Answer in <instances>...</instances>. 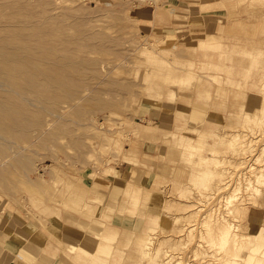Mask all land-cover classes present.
Wrapping results in <instances>:
<instances>
[{"label": "rangeland", "instance_id": "obj_1", "mask_svg": "<svg viewBox=\"0 0 264 264\" xmlns=\"http://www.w3.org/2000/svg\"><path fill=\"white\" fill-rule=\"evenodd\" d=\"M186 1L0 0V211L19 227L34 222L56 234L59 225L52 223L62 210L81 213L80 197L90 191L81 179L91 182L97 171L110 176V166L127 159L130 147L140 153L152 117L173 119L175 105L184 103L206 111L199 129L207 134L191 125L171 142L173 150L192 155L181 177L150 173L148 182L134 181L135 197L123 192L113 221L122 229L100 233L115 230L116 240H97L95 254L80 259L65 245L71 264L96 258L101 264H160L170 254L169 264H222L236 252L243 264L250 235L263 223L264 186L262 193L244 187L255 177L252 165L264 170V0H223L239 23L227 20L231 27L222 33L213 22L205 28ZM231 110L253 114L257 125L236 121ZM225 129L231 132L224 135ZM233 134H239L234 146ZM145 148L156 152L154 144ZM142 194L143 201H132ZM229 194L238 198L231 206ZM240 203L249 217L259 212L257 223L240 218ZM159 213L160 227L140 246L149 215ZM225 219L246 236L238 250ZM254 254L264 261L262 249Z\"/></svg>", "mask_w": 264, "mask_h": 264}, {"label": "crops", "instance_id": "obj_2", "mask_svg": "<svg viewBox=\"0 0 264 264\" xmlns=\"http://www.w3.org/2000/svg\"><path fill=\"white\" fill-rule=\"evenodd\" d=\"M186 2H188V6L192 7L191 13L203 21L205 28L213 22V28L215 30L220 28V33H222L223 30L231 27L225 25L227 20L230 22L228 24H233V26L239 23L233 17V14L231 15V5L227 4V1L187 0ZM225 32L224 34H226ZM229 34L231 36L235 35L232 32ZM184 104L175 105L176 115L173 119H169L164 114L161 118L158 116L152 117L155 120L152 121L153 127H148L147 131L144 130L146 139L143 141V150L139 153L133 152L131 147L129 150L126 149L123 156L127 159H123L120 163H113L109 170L110 176L104 175L103 171H97L91 177V182L85 177L81 179L83 186H87L90 190L85 193L84 197H80L83 200L80 205L81 213L62 210L54 219L56 224L52 223L53 226L59 225V227H54L56 234H53L50 230H41L40 226H37L38 224L34 222L19 227V224L14 223L13 217H8L6 213L0 211V264H71V261L63 254L66 248L65 245H68L70 256L80 259L87 254H95L96 247L94 243L97 240L105 238L115 241L117 238L115 230L103 236L100 233L110 226V229H122L118 226L115 227L113 221L124 204L123 192L129 196V200L133 199L139 189L134 181L145 179L148 182L151 174L161 177H181L186 167L189 166L190 162L188 161H190L192 155L184 152L178 153L173 150L171 142L174 136H180V133L186 131L187 127L191 125H198L194 129L199 132V135L201 133V135L207 134L205 130L208 129H199L200 124L205 121L206 111L200 112L202 107L196 103L189 107ZM235 112L231 110L233 118L236 121H242L244 113ZM181 115H183V118H180L181 123H179L178 117H181ZM234 126L232 124L230 127ZM217 131L215 133L221 136L220 132ZM230 132L229 129H225L224 135ZM190 134H193V132L188 133V136ZM223 137L221 136V139ZM150 143L156 145V152H150L145 148V145ZM174 153L178 157H173ZM123 182L127 183L126 187ZM95 186H97V190H95ZM138 200L143 201V194L132 201L137 203ZM89 201H91L92 209L85 213L84 208ZM160 217V213L149 215L148 220H152H149V223H151L148 228V236L141 240L140 246H143L146 238L152 235L150 231H156L160 227ZM57 234H59V237L56 236ZM53 237H56V240L52 239ZM76 251L80 253L79 256H75ZM72 252H74V255L71 254ZM91 263L101 264L98 258L91 261Z\"/></svg>", "mask_w": 264, "mask_h": 264}, {"label": "bare ground", "instance_id": "obj_3", "mask_svg": "<svg viewBox=\"0 0 264 264\" xmlns=\"http://www.w3.org/2000/svg\"><path fill=\"white\" fill-rule=\"evenodd\" d=\"M13 1V0H12ZM15 1V0H14ZM18 2V1H17ZM10 5V4H9ZM11 6V5H10ZM20 10V9H19ZM13 13V12H12ZM22 13V12H21ZM9 14V13H8ZM35 14V13H34ZM10 15H12V14H10ZM13 15H17V14H14L13 13ZM14 17V16H13ZM35 18V17H34ZM18 19H19V17H18ZM12 22V21H11ZM37 26V25H36ZM19 27V26H18ZM21 27V26H20ZM28 28V27H27ZM34 29V28H33ZM41 29V28H40ZM28 30V29H27ZM31 30V29H30ZM30 32V31H29ZM32 32V31H31ZM33 33V32H32ZM21 34V33H20ZM30 35H31V33H29ZM39 34V33H38ZM16 35V34H15ZM26 36H27V34H25ZM37 35V34H36ZM18 36V35H17ZM21 36V35H20ZM33 36V35H32ZM14 37V36H13ZM22 38H19V40H21ZM24 39V38H23ZM23 39L21 40V41H23ZM27 39H28V37H27ZM45 39H47V38H45ZM16 40H18V38L16 39ZM16 40H13L14 42H16ZM25 40V39H24ZM29 40V39H28ZM27 40V41H28ZM30 40H33V39H30ZM44 40V39H43ZM42 39H41V41L42 42H44ZM49 41H50V39H49ZM1 42V41H0ZM25 42V41H24ZM38 42H40L39 40H38ZM45 42H47V41H45ZM11 43V42H10ZM20 42H18V44H19ZM36 43V42H35ZM50 43V42H49ZM49 43H47V44H49ZM17 44V43H16ZM21 44V43H20ZM27 44H29L28 42H27ZM33 44V43H32ZM31 44V45H32ZM46 44V43H45ZM45 44H42V45H40V43H38V44H36V45H40V46H42V48L44 47V45ZM21 45H23V44H21ZM25 46H26V44H24ZM27 46H29V45H27ZM27 46L25 47V48H27ZM33 46V45H32ZM1 47H3V46H1ZM11 48V47H10ZM21 48V47H20ZM45 48H46V46H45ZM1 49V48H0ZM8 49V48H7ZM29 49V48H28ZM27 49V50H28ZM30 49H31V47H30ZM38 49V48H37ZM3 50H4V48H3ZM8 50H10V49H8ZM7 50V51H8ZM26 50V49H25ZM24 50V51H25ZM5 51V50H4ZM1 52V51H0ZM3 52V51H2ZM9 52V51H8ZM20 52V51H19ZM22 52V51H21ZM28 52V51H27ZM52 52V51H51ZM50 52V53H51ZM13 53H14V51H13ZM23 53V52H22ZM25 53V52H24ZM32 53V52H31ZM30 52H29V54H31ZM40 53V52H39ZM43 53V52H42ZM42 53L40 54V56L42 55ZM3 54H6V53H3ZM3 54H2V56H3ZM55 54V53H54ZM13 55V54H12ZM27 55H28V53H27ZM34 55V54H33ZM32 55V56H33ZM50 55V54H49ZM5 56V55H4ZM26 56V55H25ZM39 56V57H40ZM8 57V56H7ZM16 57V56H15ZM30 57V56H29ZM36 57V56H35ZM38 57V58H39ZM44 57H46V55H44L43 54V58ZM14 58V57H13ZM18 58H20V57H18ZM27 58H28V56H27ZM33 58V57H32ZM37 58V57H36ZM41 58V57H40ZM58 58V57H57ZM2 59V58H1ZM7 59H9V58H7ZM7 59H2V61L4 62V60H7ZM12 59V58H11ZM21 59V58H20ZM19 59V60H20ZM25 59V58H24ZM49 59V58H48ZM19 60L17 61V64H18V62H19ZM22 60V59H21ZM20 60V61H21ZM30 60H32L31 58H30ZM34 60V59H33ZM58 60V59H57ZM36 61V60H35ZM7 63H8V60L6 61ZM12 62V61H11ZM13 62H15V60H13ZM22 62V61H21ZM10 66H13V65H11V64H9ZM19 65V69L21 68L20 67V64H18ZM21 65H23L22 63H21ZM41 65H43V64H41ZM1 66V65H0ZM9 66V67H10ZM2 67V66H1ZM30 67H31V65H30ZM29 66H28V68H30ZM24 68V67H23ZM26 68V67H25ZM24 68V69H25ZM6 69V68H5ZM18 69V70H19ZM23 69V70H24ZM27 69V68H26ZM2 70V69H1ZM6 70H8V69H6ZM17 70V71H18ZM20 71H21V69H20ZM24 71H26V70H24ZM5 72H7V71H5ZM32 72V71H31ZM3 73V72H2ZM8 73V72H7ZM15 73V72H14ZM6 74V73H5ZM17 74V73H16ZM21 74V73H20ZM8 75H9V73H8ZM3 77V76H2ZM7 79V78H6ZM8 81V80H7ZM12 81V80H11ZM1 82V81H0ZM14 82V81H13ZM27 82V81H26ZM263 83V82H262ZM17 84V83H16ZM263 85H264V83H263ZM1 86V85H0ZM4 86V85H3ZM2 86V87H3ZM17 86V85H16ZM10 87V86H9ZM264 87V86H263ZM11 88V87H10ZM19 88V87H18ZM2 89V88H1ZM3 89H4V87H3ZM8 88H7V92H8ZM24 90V89H23ZM15 91V90H14ZM18 91H16V93H17ZM263 92H264V90H263ZM22 93V92H21ZM19 93H17L16 95H18ZM33 94V93H32ZM31 94V95H32ZM30 95V94H29ZM34 95V94H33ZM9 96V95H8ZM14 96H15V93H14ZM261 96V95H260ZM22 97H23V95H22ZM24 98V97H23ZM264 98V97H263ZM8 99V98H7ZM19 99V98H18ZM9 100H10V98H9ZM26 100V99H25ZM8 103V102H7ZM11 103H13V102H11ZM255 103V102H254ZM264 104V103H263ZM2 106H5L4 104L2 105ZM11 106V105H10ZM6 107H7V105H6ZM1 108V107H0ZM5 108V107H4ZM9 108V107H8ZM11 109L13 108V106L12 107H10ZM24 108H26V107H24ZM1 109H3V107L1 108ZM9 110V109H8ZM7 110V111H8ZM25 110V109H24ZM252 110V109H251ZM250 110V111H251ZM14 112H15V110H13ZM243 111H245V110H243ZM253 111V110H252ZM4 112V111H3ZM7 113V112H6ZM5 115V114H4ZM257 117V116H256ZM3 118V117H2ZM260 118H262L261 120H263L264 121V119H263V116L262 117H260ZM243 124H245V122L248 124V127L249 128H251V127H253V125H255V123H256V118L254 117V115L252 114L251 115V113H249V112H244V114H243V119H242V121H241ZM13 122H11V124H12ZM18 124V123H16V121H15V123H13V125L14 126H16V125ZM260 124H261V122H260ZM260 124H258V125H260ZM256 125H257V123H256ZM13 126V127H14ZM22 126V125H21ZM4 127V126H3ZM12 127V126H11ZM5 128V127H4ZM12 129V128H11ZM15 129H17V128H15ZM13 130V129H12ZM6 132H7V130H6ZM2 134H0V136H1ZM235 135V136H234ZM226 136H224L223 138H225ZM239 137V134H233L231 137H230V142L231 143H233V146L234 145H236L237 143H238V138ZM2 138H3V136H2ZM7 140V139H6ZM9 140V139H8ZM228 140V141H229ZM11 141V140H10ZM240 144H241V142H239ZM243 144H244V142H243ZM15 145V144H14ZM264 146V145H263ZM262 146V147H263ZM236 149L237 147H233V149ZM241 148V151H244V148H242V147H240ZM239 149V148H238ZM262 150L264 149V147L263 148H261ZM243 153V152H242ZM262 155L264 154V151H262V153H261ZM259 155L258 157H257V159H256V161L257 160H260L261 161V158H263V156L262 155ZM259 162V161H258ZM253 167V165L250 167V169L251 170H248V171H253V170H256L255 171V179L254 178H248L247 180H246V182H245V184H246V188L244 187V189H246V190H253V191H256V192H261V191H263L262 190V186H264V170L261 168L260 170H258L257 169V167L256 168H252ZM244 179H246V178H244ZM254 179V180H253ZM240 184H242V182L240 183ZM206 186V185H205ZM205 186H203L204 188H206ZM240 186V185H239ZM242 186V185H241ZM227 188H228V186H227ZM240 187H236L235 188V190L234 191H236V190H238ZM242 188V187H241ZM245 190V191H246ZM237 192V191H236ZM239 192V191H238ZM237 192V193H238ZM231 193H233V192H231ZM262 193V192H261ZM235 194V193H234ZM234 194H229V197L228 198H226L227 199V203L231 206V203H232V205H233V201L235 200V199H237L238 200V198H235V196L237 195H234ZM260 195V194H259ZM228 196V195H227ZM238 197H239V195H238ZM225 199V200H226ZM226 203V202H225ZM228 204H225V205H228ZM209 205V204H208ZM229 205L227 206L228 208H229ZM226 207V206H225ZM226 207V208H227ZM261 207H263V205L261 204ZM260 207V208H261ZM238 211H239V215H240V218L242 219V220H244V219H247V218H249V220H251V221H249V222H251L252 224L254 223V222H256L257 221V217L255 216V214L257 215V214H259V212L256 210V212L257 213H251V215H252V217H249V213H248V210H247V204H245V203H240L239 205H238ZM262 210H264V208H261ZM229 211H230V213L232 212V210H231V208L229 209ZM224 217L225 216H223V218L222 219H224ZM176 218V217H175ZM227 219V218H226ZM226 219H225V221L224 222H226ZM228 220V219H227ZM223 223V222H222ZM257 223V222H256ZM225 224H227V227L229 226V228H230V230H229V232L231 233V242L234 244V245H232V247H233V250H235V246H237V249L236 250H238L239 248H240V245H241V241L242 240H244L245 238H246V236H243L241 233H239V230H238V226L236 225V224H234L233 222H226ZM224 224V227H226V225ZM221 225V224H220ZM223 226V225H222ZM246 226V225H245ZM250 237H253V239L252 238H250V240H251V243H252V245L251 246H249V249H250V252L247 254V258H246V260H245V263H243V264H255L256 262L257 263H261L262 261H263V258L262 257H258V256H256V254H254V252L255 251H257V250H259V249H262V253L264 254V220H263V223L262 224H260L259 226H258V232L257 233H255V234H252V235H250ZM149 238V237H148ZM148 238H146V240H145V242L147 241V239ZM224 239H225V237H224ZM248 240H249V238H247ZM226 240V239H225ZM145 242H144V245H145ZM188 245V244H187ZM224 247V246H223ZM167 252V251H166ZM146 253H147V251H146ZM168 253H170V251L168 252ZM149 255H151V253H149ZM148 255V256H149ZM169 255V254H168ZM199 255V254H198ZM200 255H201V253H200ZM237 255H238V253L236 252L235 254H234V256L233 257H224V259L222 260L223 262H222V264H240L239 262H238V259H237ZM167 256V255H166ZM166 258V257H165ZM172 258V255L170 254L169 256H167V258L165 259V260H163V261H161L162 263H160V264H169V262L172 260L171 259ZM158 258H156V260H157ZM161 259V258H160ZM263 263H264V261H263Z\"/></svg>", "mask_w": 264, "mask_h": 264}, {"label": "built area", "instance_id": "obj_4", "mask_svg": "<svg viewBox=\"0 0 264 264\" xmlns=\"http://www.w3.org/2000/svg\"><path fill=\"white\" fill-rule=\"evenodd\" d=\"M138 1H140L141 3H145V2H148V1H149L148 3H150V4L154 3V0H138ZM161 1H162L161 3H163L165 5H169V3H171L174 0H161Z\"/></svg>", "mask_w": 264, "mask_h": 264}]
</instances>
